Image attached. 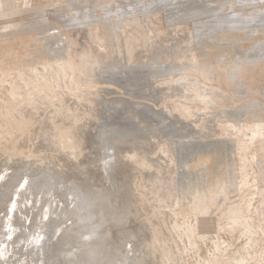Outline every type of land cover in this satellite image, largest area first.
I'll return each instance as SVG.
<instances>
[{
  "label": "rangeland",
  "instance_id": "rangeland-1",
  "mask_svg": "<svg viewBox=\"0 0 264 264\" xmlns=\"http://www.w3.org/2000/svg\"><path fill=\"white\" fill-rule=\"evenodd\" d=\"M201 1L0 0V207H13L0 216V264L23 203L36 202L28 249L54 209L103 189L92 264H264V0ZM193 4L217 11L171 15ZM218 15L246 22L204 24ZM151 61L173 74L130 73ZM122 125L145 134L119 153L110 137L103 154V132Z\"/></svg>",
  "mask_w": 264,
  "mask_h": 264
},
{
  "label": "bare ground",
  "instance_id": "bare-ground-1",
  "mask_svg": "<svg viewBox=\"0 0 264 264\" xmlns=\"http://www.w3.org/2000/svg\"><path fill=\"white\" fill-rule=\"evenodd\" d=\"M172 1V0H171ZM212 1V0H211ZM214 1V0H213ZM169 2V1H168ZM175 2H176V0H175ZM200 2H202L201 0H200ZM200 2H198V3H200ZM210 2V1H209ZM227 2V1H226ZM159 3V2H158ZM161 3V2H160ZM159 3V4H160ZM167 3V2H166ZM185 3V2H184ZM194 3H196L195 1H194ZM212 3V2H211ZM215 3V2H214ZM217 3V2H216ZM181 4V3H180ZM189 4V3H188ZM190 4H191V2H190ZM202 4V3H201ZM182 5V4H181ZM213 5H216V4H213ZM142 6H145V5H142ZM141 6V7H142ZM160 6V5H159ZM134 7V6H133ZM178 7V6H177ZM185 7V6H184ZM144 8H146V6L144 7ZM137 9V11H138V8H136ZM136 9H134V10H136ZM172 9V8H171ZM176 9V8H175ZM205 9H207V10H205ZM133 10V11H134ZM140 10H142V9H140ZM130 11V10H129ZM192 11H195L194 13L192 12ZM215 11H217L216 10V8L214 7V6H212V4L211 5H209V4H203V5H200V4H193L192 6H190L189 8H179L178 9V11H174L173 10V13L171 14V15H175L176 17L174 18L176 21H186V20H190V18L192 17V15H203V14H206V13H211V14H213V13H215ZM107 12V11H106ZM128 12V11H127ZM127 12H125V13H127ZM146 12V11H145ZM177 12V13H176ZM250 12H252V10L250 11ZM111 13V12H110ZM110 13H108V15H110ZM116 13V12H115ZM252 13H254V12H252ZM263 13V12H262ZM192 14V15H191ZM237 14V13H236ZM240 14H241V12H240ZM124 14H122L121 16H123ZM171 15H168V18H169V21L171 22V20H173V18L171 17ZM177 15H179V16H177ZM207 15V14H206ZM206 15H204V16H206ZM208 15H210V14H208ZM235 15V14H234ZM82 16V15H81ZM111 16V15H110ZM120 16V15H119ZM256 16H257V14H256ZM256 16H254V18L256 17ZM260 16H262V15H260ZM214 18H211V19H208L206 22H204V24L205 25H209L210 27H212V29L213 28H218L217 30H219V27H221L222 28V26L224 27V25H230V27H228V29L229 28H231V25L233 26V27H236V26H234V25H237V24H240L241 22H246L245 20H243V17L242 16H235V17H233V16H222V15H218V16H213ZM193 18V17H192ZM244 18H246V17H244ZM258 16H257V20H258ZM262 18V17H261ZM247 19V18H246ZM262 19H264V18H262ZM76 21L78 20V22H77V24H79L80 22L81 23H83L82 21V19L80 18V20L79 19H75ZM82 20V21H81ZM260 20V19H259ZM252 21V20H251ZM85 22V21H84ZM201 22V21H200ZM248 22H250V21H248ZM258 22H260V21H258ZM198 22H196V24H197ZM256 23H257V21H256ZM261 23H262V21H261ZM260 23V24H261ZM264 23V22H263ZM199 24V23H198ZM201 24H203V22L201 23ZM243 24V23H242ZM258 24V23H257ZM249 25H251V24H249ZM196 26V25H195ZM208 26V27H209ZM244 26V25H243ZM242 26V27H243ZM262 26V25H261ZM207 26H205V28H206ZM238 27V26H237ZM251 27V26H250ZM263 27V26H262ZM220 28V29H221ZM225 28V27H224ZM223 28V29H224ZM257 28V27H256ZM201 31H202V29H204L203 28V26L202 27H200L199 28ZM238 29V28H237ZM240 29V28H239ZM217 30H215V31H217ZM226 30V29H225ZM233 30V29H232ZM235 30V29H234ZM241 30V29H240ZM248 30V29H247ZM211 31V30H210ZM209 31V32H210ZM222 31V30H221ZM231 31V30H230ZM199 31H197V33H198ZM208 32V31H207ZM223 32V31H222ZM257 32V31H256ZM224 33V32H223ZM225 34V33H224ZM203 35H206V34H203ZM210 35V34H209ZM249 35V34H248ZM102 36V35H101ZM198 37V36H197ZM56 41H58V40H55L54 42H56ZM59 42V41H58ZM262 44V43H261ZM57 45H58V43H57ZM258 45H260V43L258 44ZM257 45V46H258ZM263 46H261V48H262ZM257 48V47H256ZM254 49V48H253ZM259 49V48H258ZM250 50V49H249ZM252 50V49H251ZM260 50V49H259ZM258 50V51H259ZM253 51V50H252ZM255 51V50H254ZM247 53V52H246ZM261 53H263V51L261 52ZM166 56V55H165ZM238 57V56H237ZM238 59V58H237ZM239 60V59H238ZM243 60V59H242ZM241 60V61H242ZM245 60V59H244ZM152 62V61H151ZM250 62H252V61H250ZM154 63V64H153ZM161 63V62H160ZM158 64V63H156V61H154V62H152V63H148V64H140V65H136V66H131L132 67V69H131V72L130 73H135V74H139V73H143V74H141L140 76H143V77H149L150 76V74L151 73H153L152 71V68L153 67H158V68H156V69H158V71H159V73H161V74H165V75H172L173 74V66L171 65L169 68H166L165 67V65H163V64ZM221 64V63H220ZM238 65H240V64H238ZM180 66V65H179ZM116 68V67H115ZM106 69V74H108V76L106 75V77H109L110 79H111V73L112 72H114V70H113V67H112V70L111 69H107V68H105ZM118 68H116L115 70H117ZM154 69V68H153ZM149 70H151L150 72H149ZM120 71H121V69H120ZM119 71V72H120ZM123 71H124V69H123ZM129 72V71H128ZM149 72V73H148ZM115 73V72H114ZM118 73V72H117ZM121 73H123V72H121ZM126 73H127V71H126ZM125 73V74H126ZM104 74H105V72H104ZM120 74V73H119ZM119 74H116V75H119ZM115 75V74H114ZM123 75L124 74H121V76L123 77ZM130 75V74H129ZM129 75L127 74L126 76H127V79H128V77H129ZM102 76H105V75H102ZM120 76V77H121ZM126 76H124V77H126ZM140 76H138V77H140ZM130 78V77H129ZM109 80V79H108ZM107 80V81H108ZM111 80H114V79H111ZM117 80V79H116ZM125 80V79H124ZM110 81V80H109ZM120 81V80H119ZM122 81V80H121ZM113 83H115V82H113ZM123 84H125V83H123ZM123 84H121L122 86H123ZM125 85H127V84H125ZM124 85V86H125ZM191 85V84H190ZM171 86V85H170ZM186 86V85H185ZM129 88V87H128ZM196 89V88H195ZM201 89V88H200ZM129 90H131V89H129ZM198 90V89H197ZM201 91V90H200ZM203 91V90H202ZM193 95V94H192ZM201 101V100H200ZM208 102V101H207ZM155 103V102H154ZM205 104V103H204ZM206 105V104H205ZM150 106V105H149ZM152 106V105H151ZM209 107V106H208ZM208 109V108H207ZM213 112V111H212ZM124 119V118H123ZM230 119V118H229ZM227 120V119H226ZM233 121V120H232ZM231 121V122H232ZM230 122V121H229ZM230 122V123H231ZM139 123V122H138ZM228 123V122H227ZM235 123V122H234ZM106 124V123H105ZM141 124V123H140ZM261 124V123H260ZM259 124V125H260ZM255 125V124H254ZM263 125V124H262ZM262 125H260V126H262ZM105 126V125H104ZM107 126H108V124H107ZM109 126H111V124L109 125ZM123 126V125H122ZM124 126H126V130H119V129H115V130H111L109 127V130H111V131H113L114 133L112 134V132L110 131V133H109V131L107 132L106 130L103 132V139L102 138H100V139H102L103 140V144H101L102 143V140H100L101 141V149H102V153H103V151L104 152H108V151H112V148L114 147H111L110 145H111V141H109L110 139L112 140V138H116V140H117V138H119L118 139V142L115 144L116 146H115V149L114 150H116V151H114V152H120L121 151V145L124 143V140L125 139H127V138H125L127 135H133L135 138H136V136L137 135H139L140 133H142V138H143V135L145 134V133H143V131L142 132H140V133H138L139 132V130L136 128V127H131V125H124ZM123 126V127H124ZM239 126V125H238ZM103 127V126H102ZM139 127H141V126H139ZM138 127V128H139ZM157 127V126H156ZM166 127H168V126H166ZM170 127H173V126H170ZM243 127V126H242ZM257 127V126H256ZM144 128V127H143ZM165 128V127H164ZM235 128V127H234ZM241 128V127H240ZM248 128V127H247ZM252 128H253V126H252ZM104 129V128H103ZM107 129V128H106ZM249 129V128H248ZM251 129V128H250ZM102 130V129H101ZM163 130V129H162ZM167 130V129H166ZM175 130V129H174ZM235 130V129H234ZM254 130V129H253ZM258 130V129H257ZM176 131V130H175ZM237 131V130H236ZM244 131H245V129H244ZM249 131V130H248ZM264 131V130H263ZM172 132H174V131H171V133ZM246 133H247V131H245ZM258 132H259V130H258ZM257 132V133H258ZM100 133V132H99ZM168 133H169V130H168ZM177 133V135H178V132H175V134ZM260 133V132H259ZM102 134V133H101ZM229 134V133H228ZM251 134V133H250ZM256 135H258V134H256ZM101 136V135H100ZM169 136H171V135H169ZM98 137V136H97ZM110 137H112V138H110ZM133 137V138H134ZM140 137V138H141ZM158 137V136H157ZM255 137V136H254ZM123 138H124V140H123ZM135 138H134V142H135ZM137 138H138V136H137ZM132 139V138H131ZM139 139V138H138ZM144 139H145V137H144ZM251 140L253 139V137L252 138H250ZM133 140V139H132ZM141 140V139H140ZM136 141H139V140H136ZM148 140L146 139V142H147ZM178 141V140H177ZM180 141V140H179ZM178 141V142H179ZM114 142V141H113ZM126 142V141H125ZM145 142V141H144ZM143 142V143H144ZM119 143H121L120 145H119ZM127 144L129 143V141L128 142H126ZM130 143H131V141H130ZM133 143V142H132ZM136 143V142H135ZM138 143V142H137ZM149 144V143H148ZM176 144V143H175ZM113 145V144H112ZM124 145V144H123ZM131 145V144H130ZM133 145V144H132ZM134 146V145H133ZM181 146V145H180ZM100 147V146H99ZM100 149V148H99ZM179 150H181V149H179ZM100 151V150H99ZM187 151V150H186ZM168 152V151H167ZM180 152V151H179ZM100 154H102L101 153V151L99 152ZM187 153H188V151H187ZM104 154V153H103ZM111 154H113V155H116L115 153H111ZM108 155V157L110 156L109 154H107ZM106 155V156H107ZM186 155V154H185ZM112 156V155H111ZM104 157V156H103ZM104 159V158H103ZM109 160V159H108ZM110 161H112V160H110ZM107 162H109V161H107ZM112 163V162H111ZM110 165V164H109ZM108 165V166H109ZM43 183V180H41V179H39L37 182H36V187H37V184L38 185H40V184H42ZM100 192V193H99ZM94 195H91V196H85L83 193H81V194H78L77 195V198H76V201L75 202H72V205L70 206V208L69 209H67V211H63L62 209H60L61 208V206L62 205H60L59 206V208L58 209H54V211H53V217H52V220L50 221V222H48V224H43L42 226H41V228H42V232H41V234H40V238H39V240H37V242L35 243V244H32L31 246H28V249L27 248H25V244H24V239H25V232H26V230L32 225V223L28 226V221L30 220V216L32 215V216H34V213H35V210H36V202L34 201V202H26V203H28V204H26V203H23L21 206H20V209H17V210H15V213H14V220H15V224L14 225H16V227L13 225V226H10V228L12 227H15V229H14V232H12L13 234V242H12V246L14 247H12V246H8V248H7V250H6V252H7V255H6V257H5V261L3 262L4 264H74V262H72V260L74 259V257H76L75 256V254H70L69 255V253L71 252H68V249H70L72 246H70V245H73L74 243L75 244H77L78 246H77V248H75L76 250H74V251H77V253H78V255L80 254V255H82L83 254V258H82V264H92L93 263V253H96L97 252V250H96V252H93L92 250H95L94 249V244H92L93 242L91 241V240H94V238L95 239H102L101 238V236L103 235V233H105L104 231H103V233L101 232V230L102 229H104V228H102V229H100V226L101 225H99V228H96L97 227V224H99L100 222L98 221V223H97V221H96V225H94L95 224V220H94V218L95 217H98V214H93L92 215V213H93V211L95 210V212L96 213H98V211H100V209H104L105 210V208H106V204H104V202L101 200L102 198V196H104L105 194H107V196H109L111 193H112V191L109 189V190H107V189H103V190H97V191H94V192H92ZM102 193H104V195H101ZM50 194H53L51 191H50ZM56 196V195H55ZM54 195H53V197H55ZM43 199H46L47 200V204L49 205V204H51V205H53V201H54V205H53V207L56 205L55 203H56V199H54V200H52V199H50V198H43ZM86 200H87V203H88V205H89V209L88 210H85V208L83 207V204L86 202ZM12 201V197L9 199V201H8V203L6 204V205H2L1 207H0V216H1V214H2V212H4V211H6V210H8V209H12L13 210V207L12 208H10L11 206H10V203H12L11 202ZM31 203V204H30ZM90 203H92L91 205H90ZM28 205V206H27ZM24 207V208H23ZM23 208V209H22ZM96 208V209H95ZM116 208V207H115ZM92 210V211H91ZM91 214H90V213ZM94 212V213H95ZM89 214H90V216H89ZM71 216V222L69 223V224H67V226L66 227H64V229H63V231L61 230L60 231V233L59 234H56V232L54 231V226L56 225V224H58L59 223V221H60V218L61 219H63L65 216ZM7 216V214L4 216V217H0V231H2V220H3V218H5ZM95 216V217H94ZM99 219V218H98ZM97 218H96V220H98ZM102 219H103V217H102ZM33 220V219H32ZM33 223H35V219L32 221ZM94 223V224H93ZM96 226V227H95ZM27 228V229H26ZM25 229V230H24ZM97 229L101 232V234L102 235H100V233H99V231H97ZM105 230V229H104ZM10 232H11V230H10ZM9 233V232H8ZM78 233V234H77ZM67 234H71L72 235V238H67ZM42 237V238H41ZM89 237V238H88ZM88 238V239H87ZM74 239V240H73ZM80 239H81V241H80ZM82 239H87V240H82ZM97 240L95 241V242H97ZM103 240V239H102ZM105 241V240H104ZM92 242V243H91ZM103 243V242H102ZM105 244V243H104ZM96 245H98V244H96ZM74 246V245H73ZM93 247V248H92ZM99 247H102L103 248V246H99ZM96 248H98L97 246H96ZM102 248H100L101 250H102ZM14 249H16L18 252H16V251H14ZM24 249H26V252H23V250ZM59 249V251H58V257H57V254H55V253H57V250ZM67 249V250H66ZM99 249V248H98ZM106 249V248H105ZM104 249V250H105ZM108 249V248H107ZM63 251V253L61 254V255H59L60 254V252H62ZM98 251H100V250H98ZM106 251H108V250H106ZM110 251V250H109ZM73 252V251H72ZM101 252H103V251H101ZM74 253V252H73ZM98 253H100V252H98ZM79 255V256H80ZM23 256H26V258L25 259H21ZM61 256V257H60ZM56 257H57V260H56ZM72 258V259H71ZM59 259V260H58ZM94 259H96L95 257H94ZM123 260V259H122ZM68 262H71V263H68ZM128 262V261H127ZM126 262V263H127ZM124 263V262H123ZM96 264V263H95ZM125 264V263H124ZM128 264V263H127Z\"/></svg>",
  "mask_w": 264,
  "mask_h": 264
}]
</instances>
